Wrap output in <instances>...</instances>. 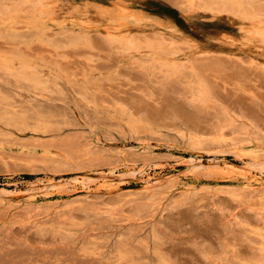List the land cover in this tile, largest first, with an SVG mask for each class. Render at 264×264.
<instances>
[{
    "label": "rangeland",
    "instance_id": "1",
    "mask_svg": "<svg viewBox=\"0 0 264 264\" xmlns=\"http://www.w3.org/2000/svg\"><path fill=\"white\" fill-rule=\"evenodd\" d=\"M45 2L0 0V189L16 192H0V264H264V199L239 176L264 177V0L239 19L255 53L188 40L235 31L206 0ZM118 30L140 58L109 41ZM190 160L225 168L187 178ZM139 172L177 183L135 195Z\"/></svg>",
    "mask_w": 264,
    "mask_h": 264
},
{
    "label": "bare ground",
    "instance_id": "2",
    "mask_svg": "<svg viewBox=\"0 0 264 264\" xmlns=\"http://www.w3.org/2000/svg\"><path fill=\"white\" fill-rule=\"evenodd\" d=\"M46 1L47 2H45V3H47V4H53V3H55L56 0H46ZM202 7H203L204 10H206V11L210 12L211 14L215 15L216 18H217V20L219 22H221L223 24V26L224 25L233 26V28L235 29V31L234 30L233 31H230V30H228L225 27H221L220 30L218 29L219 30L218 32L213 33L212 31L211 32H207L206 30L198 29L197 27H195V28H192L193 29L192 31L189 30L191 32V34L188 37L189 38L188 39L189 41L197 42L199 45H205L204 48H201V49H203V51L210 50V51H218V52H227V51H229L231 49V47H233V48L235 47V49L236 50H239V51H248V52H251V53H255L254 52V49L256 47L246 45V43L242 40L243 37L240 38V36L243 35V28L241 27L242 25H241L239 19H243V20L245 19V20H247L248 18H255V16L257 14H259L257 12V14L254 16V14H250L248 12L250 9L253 8V2H251V0H206L204 6H202ZM49 9H51V8H49ZM127 9H129V8H127ZM123 25L124 24H121V25L119 24L118 26L120 27V26H123ZM56 27L60 28L59 26H56ZM56 27H54V28H56ZM64 27H63V29H64ZM67 27H69V26H66L65 28H67ZM70 27H72V26H70ZM78 28H81V27H78ZM113 28H116V27H113ZM51 29H53V28H51ZM88 30H91V29H87V31ZM54 32H56V31H54ZM54 32H53V34L54 35H57ZM80 34H82V33H80ZM262 34L264 35V32ZM135 39H136L135 36L131 32L130 33L127 32V31H120L119 32V30H118V34L111 35L110 38H109V41L112 42V44L113 43H117L118 46H119L118 48L120 50H123V51L124 50H131V51H134L135 50L138 53L137 54L138 56L137 55L136 56L138 58H140L142 56L141 53H144V51H141L142 50V47H141V45L139 46L140 43L137 44L135 42L136 41ZM82 40H83V38H82ZM255 46H256V44H255ZM148 50L149 51L146 50L147 53H148V55H150V57L152 59H154L155 62H158L160 64V67H162V68H164V67L165 68H168V70L171 69L170 71H173L176 74L179 73L183 69V65H181L178 62L177 59H175V58L172 57L173 56V51H171L170 49L169 50L171 52H169V51L166 50L169 53H165V50H164V53L156 52L155 50H154L155 51L154 52V51H152L153 49L152 50L148 49ZM262 51H263V49H262ZM28 68H29V66H27V69ZM30 68H29V70H27L28 73H26L27 71L26 72L24 71V72H21V74H19V76L20 77H25L24 74H26L31 79V82H33L32 80L35 79L34 78L35 77V71L30 70ZM38 82H39L38 80H34L33 83L36 84L37 86H39L38 84L40 82L39 83ZM45 144H46V142H45ZM184 164H185V161H184ZM184 166H185V173L188 175V176L185 175L187 178L189 177V175H194V176L195 175H197V176L200 175V176H203V178L204 177L212 178L214 176L217 177L216 175L221 176L222 175L221 174L222 173V170H223V168H225V166L220 167L219 165H215L213 163L212 164H204L201 160H198V161H191L190 160V162L186 163ZM248 170H250V169H247V171ZM240 171L241 172L239 173V176L241 177L240 178L241 179L240 182H241V185H242V188L241 189H244V190L249 191L251 193H255V195L257 197H259V198L261 197V198L264 199V177H262V173L260 174L261 176L254 177V175H251V174L248 175L249 171H248L247 174L245 172H242V171H244L243 169H240ZM142 173L139 172L137 175L135 173H133L132 175H130V176H132V177H134L136 179L135 181H139V182L145 183V185H146L143 188L139 189L141 191L140 192L137 191L138 193H135V195H143V196L146 195V196H150L153 193H157V191H161L164 188V184L165 183H167V182H171L172 183V181H175L176 180V179L172 178L171 176L170 177L167 176L165 178L163 177L162 179H156V180H152V179L143 180V179H141L142 175H144ZM102 177H104L103 179L107 180V179H112L114 177V175L111 172V173H108L107 175L102 176ZM102 177H100V178H102ZM95 180L94 179H91V181H95ZM99 180H101V179H99ZM237 181H239V180H237ZM175 183H177V182L175 181ZM39 188H40L39 185H35V186L33 185V186L27 187V189H25L26 192L23 193L24 195L23 194L22 195L25 196V197H27V202L28 201H31L32 202L35 199H37V193L40 192V191H38ZM62 188H63V186L60 183L53 184V182H49V183L45 184L44 189L42 188L41 190H46L47 192L46 191L45 192L46 193H49V191H55V190L60 189V191H64L62 193L65 194V190H63ZM0 192H1V195H2L3 199H6V201H7V199L8 200H13L16 197V192H12V193L9 192L8 195H6V192L7 191H5L4 189H0ZM0 199H2V198H0ZM28 203H30V202H28Z\"/></svg>",
    "mask_w": 264,
    "mask_h": 264
}]
</instances>
